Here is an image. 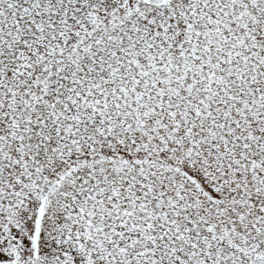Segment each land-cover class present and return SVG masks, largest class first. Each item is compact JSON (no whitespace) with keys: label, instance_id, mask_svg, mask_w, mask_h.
Returning <instances> with one entry per match:
<instances>
[{"label":"snow or ice","instance_id":"obj_1","mask_svg":"<svg viewBox=\"0 0 264 264\" xmlns=\"http://www.w3.org/2000/svg\"><path fill=\"white\" fill-rule=\"evenodd\" d=\"M0 264H264V0H0Z\"/></svg>","mask_w":264,"mask_h":264}]
</instances>
